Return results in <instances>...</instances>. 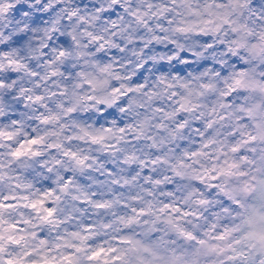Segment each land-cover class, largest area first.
<instances>
[{
	"label": "clouds",
	"instance_id": "9594fccd",
	"mask_svg": "<svg viewBox=\"0 0 264 264\" xmlns=\"http://www.w3.org/2000/svg\"><path fill=\"white\" fill-rule=\"evenodd\" d=\"M0 264H264V0H0Z\"/></svg>",
	"mask_w": 264,
	"mask_h": 264
}]
</instances>
